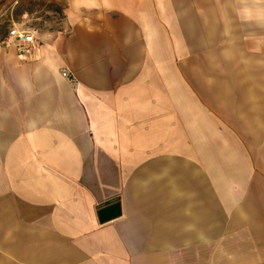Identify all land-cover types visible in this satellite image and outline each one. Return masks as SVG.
<instances>
[{"label": "crops", "instance_id": "0c3cea01", "mask_svg": "<svg viewBox=\"0 0 264 264\" xmlns=\"http://www.w3.org/2000/svg\"><path fill=\"white\" fill-rule=\"evenodd\" d=\"M56 1L0 40V264H264V0Z\"/></svg>", "mask_w": 264, "mask_h": 264}, {"label": "rangeland", "instance_id": "374dc122", "mask_svg": "<svg viewBox=\"0 0 264 264\" xmlns=\"http://www.w3.org/2000/svg\"><path fill=\"white\" fill-rule=\"evenodd\" d=\"M63 7L56 0H5L0 5V40L15 36L23 29L38 34L63 26Z\"/></svg>", "mask_w": 264, "mask_h": 264}, {"label": "built area", "instance_id": "2783aa9c", "mask_svg": "<svg viewBox=\"0 0 264 264\" xmlns=\"http://www.w3.org/2000/svg\"><path fill=\"white\" fill-rule=\"evenodd\" d=\"M15 40L19 49V57L27 59L38 42V32L31 29H23L16 34ZM63 75L67 76V73L64 72Z\"/></svg>", "mask_w": 264, "mask_h": 264}, {"label": "water", "instance_id": "95a60500", "mask_svg": "<svg viewBox=\"0 0 264 264\" xmlns=\"http://www.w3.org/2000/svg\"><path fill=\"white\" fill-rule=\"evenodd\" d=\"M122 206L119 202H113L98 211V218L102 223L121 216Z\"/></svg>", "mask_w": 264, "mask_h": 264}]
</instances>
